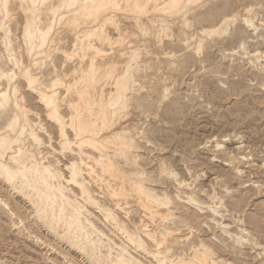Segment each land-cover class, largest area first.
Returning <instances> with one entry per match:
<instances>
[{
	"label": "rangeland",
	"instance_id": "rangeland-1",
	"mask_svg": "<svg viewBox=\"0 0 264 264\" xmlns=\"http://www.w3.org/2000/svg\"><path fill=\"white\" fill-rule=\"evenodd\" d=\"M4 1L6 14L1 10ZM4 1L0 0V69L4 73L16 75L10 88L13 83L17 86V95L23 97L22 101L28 111L26 119L37 130L42 142L38 147L32 143L33 147L28 149L36 151L38 148L43 156L42 162L61 169L64 178L69 176L66 164L73 161L79 164L83 169L80 183L89 190L91 200L83 199L78 186L65 185L68 189L65 194L75 195L77 202L84 206L83 213L91 214L89 219L95 228L99 231L104 229L102 232L106 238L103 237L102 241L107 243L109 238L116 245L125 244L142 264H156L149 254L155 250L162 252L161 255H164V250H169L166 254L168 259L186 258L198 241L213 248L219 261L230 264H264V0H207L205 2L209 10L204 13L198 10L190 12L186 15V25L180 17L179 20L166 19L170 26L164 33L159 32L158 25H150L148 21L152 18H165L163 13L150 10L135 23V14L124 9V4L120 5L119 10L111 12L120 23L121 38H117L114 30L107 26L105 31L110 41L117 39L101 47L106 56L100 59L108 61L107 58L112 57L110 60L119 62L122 60L117 57L120 49L124 48L126 59L131 56L130 52L132 54L136 51L139 69L135 74L130 107L117 120L108 121L101 135L106 138L114 132L126 131L134 137L140 149L133 150V154L138 153L136 164L127 165L126 152L119 153L118 146L114 145L111 149L108 143L109 147L102 152L112 156L114 171L92 177L87 174V168L78 162L75 146H71L72 151H64L57 126L48 119L45 107L39 102L37 94L27 87L19 71L29 69L44 84L54 78L65 83L72 82L76 76L72 71L78 66L77 57L80 55L74 47L79 33L63 25H56L50 58H38L36 62L42 63L35 65L27 55L28 47L23 38L25 22L30 17L25 12L27 3L23 0ZM55 4L56 0L39 3L42 27L49 22V5ZM248 21L253 24H248ZM212 28L217 30L207 37L204 31ZM7 31L10 46L6 49L2 40ZM123 38L126 44L121 47ZM198 44L201 47L199 53ZM65 55L71 56V60L65 58ZM10 56L20 62L21 66L13 65L14 60L12 62ZM119 65L112 78L122 73L123 69ZM103 81L104 93L110 92L109 84L112 80L107 78ZM0 84L4 91L6 80L0 79ZM57 91L60 97L57 102L59 113L67 123L70 112L64 100H61L66 91L64 88H58ZM8 93L11 99V89ZM11 109L14 110L13 104L0 112V128L5 126L14 113L18 114V111L12 112ZM66 131L68 137L73 139L71 130L66 128ZM216 144L219 146L216 147ZM86 152L92 156L97 155V151L87 149ZM84 158L85 163L93 165L92 161L88 162ZM164 169L168 171L163 174L161 172ZM170 171L173 174L166 176ZM126 173H132L133 177L141 174L147 186L156 185L153 190L156 193L159 191V196L163 194L170 198L172 203L167 208L174 211L177 218L166 219L164 222L155 218L150 221L144 209L138 207L135 197L120 196L123 191L126 193ZM111 190H115L118 195L110 196ZM183 193L192 195L199 202L203 201L201 203H206L205 206L210 204L220 210L224 216L221 222L228 225L231 235H237L241 243L251 239L260 246L251 248L249 244H237L232 241L234 238L223 236L210 221L211 215L206 209L201 214L194 206L184 204L187 194ZM208 195L215 198L210 199ZM36 199L31 201L23 194H18L0 177V264H110L109 261L99 260V255L90 257L88 248L80 250L70 244L63 228L55 229L52 228L54 223L48 224L46 211L49 209ZM163 209L159 206L158 211L164 213ZM107 211L116 217L117 224L112 220L101 222L100 219ZM142 224H148V228H141ZM159 225L174 234L156 248L144 236L143 230L155 232L157 238H161L157 228ZM123 229L140 237L146 243V249L136 250L133 244L126 242ZM223 249L226 252H222ZM107 251L108 247L102 248L100 254L104 256ZM114 251L111 259L114 258Z\"/></svg>",
	"mask_w": 264,
	"mask_h": 264
},
{
	"label": "bare ground",
	"instance_id": "bare-ground-1",
	"mask_svg": "<svg viewBox=\"0 0 264 264\" xmlns=\"http://www.w3.org/2000/svg\"><path fill=\"white\" fill-rule=\"evenodd\" d=\"M23 1H26L27 3L26 7L24 6L25 12L30 16L28 19H26L25 22L26 25H25L23 38L24 41H26L27 43L26 45L28 47L26 50L27 55L31 59H33L35 65L42 63V61H39V63L36 62L38 58H44L45 60L50 58L52 53V44L54 42L53 29L56 25L58 27L59 25H61V27L63 25L68 29L72 30L74 33L77 34L79 33V35H77L75 39L76 43L75 42H74L75 44L73 43L75 47V51L78 50L80 52V55H78L77 57L78 66L75 67L72 71V73L76 75L75 78L72 80V82L65 83L61 79L54 78L51 81L49 80L50 82L48 81V84H44L43 82L40 81L39 78L33 76L30 73L29 69H23L22 71L19 70L22 73V80L25 82V84L31 91L37 94V97L39 98V102L43 107H45L47 111L46 115L48 119L57 126V130H58L57 132L59 133L58 134L59 138L63 140L62 148L64 149V151L66 149L72 151L71 146H75L77 150L76 154L77 157L79 158L78 162H80L81 165L87 168L86 171L89 177H92L93 175H97V174H100L102 176L103 174L110 173L111 170L114 171V167L111 161L112 156L107 154L106 152H102L109 147V146L107 147L108 143L111 144L110 146L111 149L112 146L115 145L118 146L117 150L119 153L126 152L125 161L127 165H129V163L136 164L138 153L136 155L133 154V150L140 149V147L137 146L136 141L132 135H130L126 131L114 132L111 134V136L106 138L102 137L101 135V130H103L105 124L108 121L117 120V117L124 110L127 111V109L130 107V102L132 100L131 92L133 91L135 74L137 72V68L139 69L137 65V62H139L137 61L138 56L135 54L136 51L135 53H133L134 52L133 51L132 54L130 52L131 56H129L128 59H126V52H124V48L120 49L117 57L122 58V60L119 62L110 60L112 59V57L110 59L107 58L108 61H105L104 59L103 60L100 59L103 56H106L104 55V51L101 50V47L104 44H107L108 41L111 43L112 41L114 42L115 39L121 38V32L119 28L120 23L116 19H114L115 16L111 15V12H115L116 10H119L120 5L124 4L125 7L124 9H127L128 11L135 14L136 16L135 23H138L139 21L138 19H140V16L143 17L142 15L147 14V12L150 10L163 13L165 18H161V17H160L161 19L152 18L149 19L148 21L150 25L153 26L158 25L157 27L160 28L159 32L164 33L169 29L170 26V23L166 19L168 18L178 19L180 17L181 19L185 20L184 24L186 25L187 23L186 15L189 14L190 12L194 13L196 10H198L204 13L209 10L207 3L205 2L207 0L204 1L202 0H56L57 4L52 6L49 5L50 7L48 10V13L50 15L49 22L45 24L43 27L41 20L39 19L38 7H39V3L43 4L45 3L46 0H23ZM5 3L6 2L4 1V4L2 5L1 8L2 12L3 11L5 12L4 14H6ZM45 12L47 14V11ZM250 21H248L247 23L253 24V22L251 23ZM107 26H110L114 30L113 33H116L118 35L117 38H115L112 41H110L109 35L105 31ZM216 30L217 29L215 28L206 31H204L203 29L204 34L207 37L209 34L215 32ZM142 33H144L143 30ZM169 36L170 34L168 35V37ZM124 40L125 39L123 38V41L120 42V44H122L121 47L124 46L123 44H126ZM2 43L4 44L6 49L10 46L8 31L5 32ZM200 48H201L200 44H198L197 52L201 50ZM65 58L71 60V56L65 55ZM14 59L12 58L11 61ZM84 62L85 64H83ZM12 64L15 65L16 67H19V65L21 66V63L20 62L18 63V61L16 60H14V63ZM81 64H83L84 67ZM118 65L121 66V68L123 69L122 73L112 78L113 72L115 71ZM15 77L16 75H14L13 73L11 74L4 73L0 69V79L1 80L5 79L7 84L6 89L4 91L1 90V84H0V112L6 110V108H8L10 104H13L14 110L18 111V114L14 113L13 117L12 118L10 117L11 119H9L6 124H4L5 126L3 128L2 127L0 128V177L5 182L10 184V186L18 194H23L28 199L30 198L31 201L34 198H37L41 203V205L42 204L45 205L49 209V211H46L48 212L47 213L48 215L46 217L49 218V221H47L48 224L54 223V226L52 225V228L55 229L63 228V231L65 232L64 235L68 236V242L73 246H77L80 250H84L88 248L90 250L89 253L90 257L93 258L99 255L98 256L99 260H102L104 262L109 261L110 264H142L130 253L129 248L125 244L116 245L112 241V239L109 238H107V243H104L102 241V238L105 237V234L102 232L104 229L102 231H99L95 228L94 224L89 219V216L91 214L89 212H86V214L83 213L84 206L80 205L81 203L79 204L77 202L75 195L69 196L65 194V190L67 189L65 185H69V186L72 185L74 187L78 186L80 188L83 199H85V201L91 200L89 190L83 188L82 184L80 183V179L82 178L83 175V169L79 166V164H77V162H74L72 160L73 162L69 161L70 163L68 165L67 164L66 166L64 165L65 169L69 173V176L67 178H64L61 173V169L60 170L55 169L52 167L54 165L52 166L49 164L45 165V163L42 162L43 156L41 155V152L39 151L38 148L36 149V151H32L28 149L33 147L32 143H34L38 147L42 144V142L40 141V138L36 133L37 130L35 131V129H33L32 125L26 119L28 111L25 108L24 103L22 101L23 97L21 95H20L21 97L17 95L18 93L17 86L13 85L14 84L13 83L12 88H10L11 82ZM107 78H110V80H112V82L109 84L111 91L104 93L103 80H106ZM4 83L5 82H3V85ZM58 88H64V90L66 91V95L61 97V100H64L65 106L69 110L68 112H70V116L67 120V123L59 113V106L57 102L59 101L60 97H59V92L57 91ZM10 89L12 91V94H10L12 95L11 99L8 93V90ZM162 91L164 92V90ZM68 96H69V100L67 101ZM12 110L13 109H11V111ZM19 111H21V113H19ZM20 118L23 119V122L21 121V123H20ZM66 128H68V130L69 129L71 130L73 134V139H70L68 137ZM40 129L43 130L41 127ZM136 136L137 135H135V137ZM105 141H107V143ZM218 146L219 145L216 144V147ZM87 149L95 152L97 151V155L92 156L91 154L86 152ZM83 156L85 157L84 159H86L88 162L92 161L93 165L89 166L87 163H85L84 162L85 160L82 159ZM56 162L58 163V161ZM167 171L168 170L164 169L162 172L161 171L160 172L164 174ZM171 173L173 174V172L170 171L165 175L171 176ZM131 174L132 173L130 174L126 173V180H125L126 183L124 184L126 185V193H124L123 191V193L120 194V196L126 195V198L128 196H130V198L131 196L135 197L138 207L141 206L144 209L143 212L146 213L150 221L151 219L155 218L159 222H164L166 219L174 218L175 217L173 213L174 211H172L171 209L169 210V208H167L169 207L170 203H172L169 200L170 198L168 199L167 198L168 196L166 195H165L166 197L162 196L163 194L159 196L157 194L159 193V191H157L156 193L153 190V188L156 185L149 184V186H147L145 181L141 178V174H137L135 177H133ZM162 183L163 182H161V184ZM117 186L116 189L118 188ZM188 187L190 188V186ZM224 188L225 187H223L222 189L224 190ZM195 189L198 188L196 187ZM74 192L76 193L77 191ZM116 195H118V193L115 190L110 191V196L116 197ZM188 195L189 194H187L186 198H184L185 205L194 206L195 210H197L198 213L201 212V214L204 213L202 210L206 209L207 212L211 215L210 221H212V223H214L215 226L218 227L219 231L222 233L223 236L225 235L228 238L230 237L234 238V240L232 239V241L233 242L235 241V243L237 244L241 243L240 239L236 237L237 235L234 236L231 235L228 225L221 222V220L224 219V216L223 214H220V210L211 207L210 204H209L210 206L209 205L205 206L206 203L204 205L201 203L203 201L199 202L192 195L191 196ZM208 196L210 197V199L215 198V196L213 195H208ZM220 200L223 199H219V201ZM117 205H114V207ZM159 206L165 209L164 213H160L158 211ZM100 220L101 222H105V223L109 222V220H112L114 224H117L118 222L116 217L113 216L110 211L105 212L103 214V218ZM177 220H179V218ZM139 223H141V221ZM147 225L148 224H142L141 228L147 229L148 228ZM191 227L192 226H190V228ZM157 228L159 229L158 233L160 234L161 238H157L155 232L149 233L147 232V230H143L144 236L147 238L150 244H152V246L156 248L160 247L161 244L166 243L167 238L174 234V232L169 231L163 225H159ZM193 230L194 229H192L191 231ZM161 232L163 233L161 234ZM124 234H125V239L127 240L126 242H128L129 244H133L136 250L146 249L147 247L146 243L140 237H135V234L133 232H129L126 230ZM173 241L171 243H173ZM178 244L180 245L181 243L179 242ZM246 244H249L251 248H258L260 246L259 243L254 242L251 239L241 243V245H246ZM110 245H112V247ZM105 247L106 248L108 247V251L104 256H102L100 254L101 249ZM212 249L202 241H198L197 245H194L191 248L190 255L187 256L186 258L176 257L177 258L176 260H172L170 258L169 260L168 257L166 256L169 250H164L165 251L164 255H161L162 252L158 250H155L156 252H152V253L149 252V254L152 255V257L155 259L156 264H230L223 262L221 260L219 261L218 257H216V254L213 252ZM113 250H115L114 258L111 259ZM223 250L224 251L222 252H226L225 249Z\"/></svg>",
	"mask_w": 264,
	"mask_h": 264
}]
</instances>
